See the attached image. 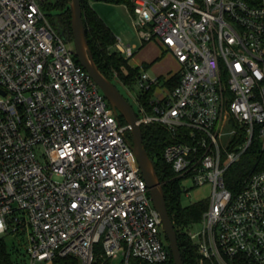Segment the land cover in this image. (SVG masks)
Segmentation results:
<instances>
[{"label":"built area","instance_id":"obj_1","mask_svg":"<svg viewBox=\"0 0 264 264\" xmlns=\"http://www.w3.org/2000/svg\"><path fill=\"white\" fill-rule=\"evenodd\" d=\"M43 1L0 0V237L23 248L15 247L16 264L58 257L163 264L170 253L130 125ZM128 7L142 41L155 40L179 64L173 87L177 72L140 73L136 113L141 126L168 132L163 159L182 192L211 186L201 228L187 231L199 264H264V168L236 192L225 179L264 135V0H129ZM115 44L126 58L137 47ZM241 130L242 142L232 145Z\"/></svg>","mask_w":264,"mask_h":264},{"label":"trees","instance_id":"obj_2","mask_svg":"<svg viewBox=\"0 0 264 264\" xmlns=\"http://www.w3.org/2000/svg\"><path fill=\"white\" fill-rule=\"evenodd\" d=\"M89 1L91 0H81V6L89 47L96 64L101 72L115 84L116 82H120L128 85L134 82L141 73L139 67H132L129 65L127 58L120 52L111 50V45L115 44L117 39L111 29L89 5ZM103 1L129 5V0ZM70 4L71 0L43 1L42 8L56 29L64 33L69 40H72ZM145 44L146 42L143 43V45ZM163 56L164 52L154 61L161 59ZM150 64L145 63L142 66L146 68ZM179 77V73L177 72L169 81V86H175ZM149 96L150 93H145L142 95V99L146 101ZM120 118L123 123H126L121 115ZM142 132L146 148L154 161L159 179L163 184L168 211L177 231L178 243L184 264H199V254L196 244L191 240L187 231L194 223L200 221L208 203L200 201L186 206L182 205V190L179 187V181L172 178L173 171L170 165L163 159V150L169 140L168 132L159 125H142ZM128 136L131 139L130 131H128ZM243 138L244 132L241 130L233 136L232 145L242 142ZM262 168H264V151L259 148L257 138L240 159L228 168L225 175L226 184L233 192H236L244 186V182L251 172ZM179 226H183L184 228L181 230ZM165 239L170 258L163 264H174L166 236ZM18 251L15 250L14 244L10 245L5 238L0 237V264H16L15 262L20 257V252ZM53 264H78V262L72 257H58L53 261ZM93 264L112 263L109 260L105 261L98 258ZM131 264L150 263L140 259H132Z\"/></svg>","mask_w":264,"mask_h":264},{"label":"water","instance_id":"obj_3","mask_svg":"<svg viewBox=\"0 0 264 264\" xmlns=\"http://www.w3.org/2000/svg\"><path fill=\"white\" fill-rule=\"evenodd\" d=\"M70 10L73 39L72 53L98 84L114 112L118 113L119 116L121 115L130 125L131 145L140 171L149 189L152 202L160 214L173 262L174 264H184L178 243L177 231L168 211L163 184L159 179L154 161L144 143L142 126L139 123L137 113L117 85L101 72L94 60L87 39L81 0H71Z\"/></svg>","mask_w":264,"mask_h":264},{"label":"rangeland","instance_id":"obj_4","mask_svg":"<svg viewBox=\"0 0 264 264\" xmlns=\"http://www.w3.org/2000/svg\"><path fill=\"white\" fill-rule=\"evenodd\" d=\"M54 2L56 0H44V2ZM89 5L94 9L98 16L104 21V23L111 29L116 39L120 38L123 45L135 44L137 47L134 49V54L127 58L129 65L133 67H139L140 71H147L150 76L164 75L167 76L170 73H176L179 71V64L175 57L164 49L155 40L146 42L143 45V41L133 23V18L129 7L125 3H113L103 0H91ZM53 12V11H51ZM73 45V39L69 40ZM111 50L117 51L116 44L111 45ZM164 52V56L157 61H154L156 57L161 56ZM77 58V57H76ZM161 61L160 63H157ZM153 62V63H152ZM148 63V67L143 68V64ZM117 87L122 94L129 100L135 111H138L137 100L135 95L140 93V85L138 82H132L128 85L116 82ZM228 134L226 135V137ZM226 139V138H224ZM259 148L264 151V135L258 138ZM187 183V182H186ZM189 185V183H188ZM211 195V186L209 184L194 186L190 189L189 193L182 192L181 203L182 205H190L200 201H208ZM182 230L184 227L179 226ZM201 228L200 221L192 225V229L197 231ZM8 244H14L15 247L23 248L10 236L6 237ZM168 242V241H167ZM16 257V255H14ZM115 264H120L118 260H115Z\"/></svg>","mask_w":264,"mask_h":264},{"label":"crops","instance_id":"obj_5","mask_svg":"<svg viewBox=\"0 0 264 264\" xmlns=\"http://www.w3.org/2000/svg\"><path fill=\"white\" fill-rule=\"evenodd\" d=\"M156 58H157V57H156ZM156 58H155V59H156ZM159 60H160V59H159ZM160 62H161V61H159V62H157V63H160ZM146 64H148V63H146ZM132 67H133V66H132ZM161 76H162V75H161Z\"/></svg>","mask_w":264,"mask_h":264}]
</instances>
